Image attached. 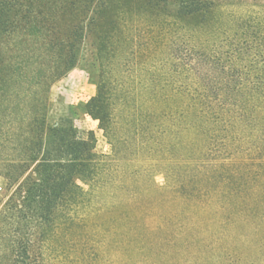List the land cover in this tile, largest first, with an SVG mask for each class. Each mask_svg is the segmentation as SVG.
I'll return each instance as SVG.
<instances>
[{"label": "trees", "instance_id": "trees-1", "mask_svg": "<svg viewBox=\"0 0 264 264\" xmlns=\"http://www.w3.org/2000/svg\"><path fill=\"white\" fill-rule=\"evenodd\" d=\"M86 36L109 153L46 123ZM0 175V264H264V0H0Z\"/></svg>", "mask_w": 264, "mask_h": 264}, {"label": "rangeland", "instance_id": "rangeland-1", "mask_svg": "<svg viewBox=\"0 0 264 264\" xmlns=\"http://www.w3.org/2000/svg\"><path fill=\"white\" fill-rule=\"evenodd\" d=\"M99 67L94 57V47L89 36L83 41L75 65L60 79L55 81L49 90L46 108L47 126H52L60 121L67 120L77 130L78 136L87 138L93 136L96 140V151L109 153L111 146L108 144L99 122L86 113L85 105L97 91ZM154 185L162 189L166 179L161 170L154 171L152 175ZM257 187L264 182H249ZM249 189V188H248ZM246 189L242 195L245 198L252 195L251 189ZM11 190L8 180L0 175V209L8 199ZM256 197V196H255ZM150 223L155 224L156 218H150Z\"/></svg>", "mask_w": 264, "mask_h": 264}]
</instances>
